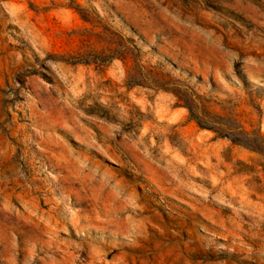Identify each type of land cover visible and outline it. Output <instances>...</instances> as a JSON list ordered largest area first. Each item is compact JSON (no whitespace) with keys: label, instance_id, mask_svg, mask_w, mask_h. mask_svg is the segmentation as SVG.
Instances as JSON below:
<instances>
[{"label":"rangeland","instance_id":"obj_1","mask_svg":"<svg viewBox=\"0 0 264 264\" xmlns=\"http://www.w3.org/2000/svg\"><path fill=\"white\" fill-rule=\"evenodd\" d=\"M0 264H264V0H0Z\"/></svg>","mask_w":264,"mask_h":264},{"label":"trees","instance_id":"obj_2","mask_svg":"<svg viewBox=\"0 0 264 264\" xmlns=\"http://www.w3.org/2000/svg\"><path fill=\"white\" fill-rule=\"evenodd\" d=\"M200 125V124H199Z\"/></svg>","mask_w":264,"mask_h":264}]
</instances>
